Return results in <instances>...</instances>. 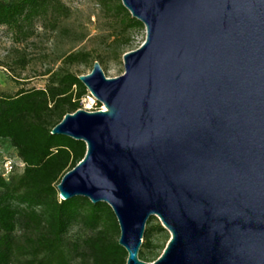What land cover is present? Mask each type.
<instances>
[{
  "label": "water",
  "instance_id": "95a60500",
  "mask_svg": "<svg viewBox=\"0 0 264 264\" xmlns=\"http://www.w3.org/2000/svg\"><path fill=\"white\" fill-rule=\"evenodd\" d=\"M145 41L107 78L79 76L105 110L51 133L85 143L59 198L106 203L125 264H264V0H121ZM155 216L170 233L138 258Z\"/></svg>",
  "mask_w": 264,
  "mask_h": 264
},
{
  "label": "trees",
  "instance_id": "16d2710c",
  "mask_svg": "<svg viewBox=\"0 0 264 264\" xmlns=\"http://www.w3.org/2000/svg\"><path fill=\"white\" fill-rule=\"evenodd\" d=\"M115 8L126 14L128 27L143 29L121 3ZM68 15L61 0H0V26L12 30L19 41L31 36L34 20H47L54 28ZM88 58L89 53L78 52L67 55L65 62ZM45 75L44 88L21 89L14 95L0 92V140L24 163L21 172L7 179L0 176V264H125L127 253L118 243L120 231L111 208L83 197L59 198L57 184L83 159L86 146L51 131L67 113L82 109L88 90L72 72L47 70ZM74 225L91 234L69 240ZM155 232L165 229L159 224L146 227L139 259L152 261V252L158 258L164 250V242L154 246Z\"/></svg>",
  "mask_w": 264,
  "mask_h": 264
},
{
  "label": "rangeland",
  "instance_id": "374dc122",
  "mask_svg": "<svg viewBox=\"0 0 264 264\" xmlns=\"http://www.w3.org/2000/svg\"><path fill=\"white\" fill-rule=\"evenodd\" d=\"M61 1L69 8V15L61 18L54 28L47 20H34L32 34L25 40L19 41L12 30L0 26L1 93L14 95L21 89L44 88L48 80V75H45L47 70L69 71L78 77L89 74L95 61L100 63L105 77H118L124 73L123 55L137 49L145 41L144 26L143 29L128 27L126 14L117 12L115 5L121 0ZM129 16L132 17L130 13ZM78 52L89 53V58L84 62H65L67 55ZM83 102L82 99V109L96 111L93 108L85 109ZM0 148L10 155L16 154L3 140H0ZM155 224L163 227L155 217L152 223H146L145 229ZM90 234L80 225H74L67 238L82 239ZM169 239L170 233L166 229L165 232L152 235L156 247L163 242V246H166ZM155 252L149 255L148 260L152 261L146 262L157 259L154 257ZM74 264L80 263L76 260Z\"/></svg>",
  "mask_w": 264,
  "mask_h": 264
},
{
  "label": "built area",
  "instance_id": "2783aa9c",
  "mask_svg": "<svg viewBox=\"0 0 264 264\" xmlns=\"http://www.w3.org/2000/svg\"><path fill=\"white\" fill-rule=\"evenodd\" d=\"M84 108L94 110H105L104 106H98L100 103L89 91L83 98ZM24 163L15 155H10L0 148V176L7 179L11 174L22 170Z\"/></svg>",
  "mask_w": 264,
  "mask_h": 264
}]
</instances>
